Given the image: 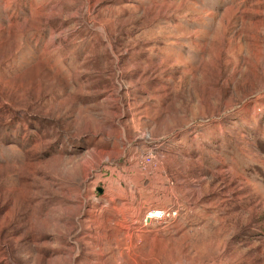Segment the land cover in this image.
<instances>
[{"label":"rangeland","instance_id":"374dc122","mask_svg":"<svg viewBox=\"0 0 264 264\" xmlns=\"http://www.w3.org/2000/svg\"><path fill=\"white\" fill-rule=\"evenodd\" d=\"M0 264H264V0H0Z\"/></svg>","mask_w":264,"mask_h":264},{"label":"built area","instance_id":"2783aa9c","mask_svg":"<svg viewBox=\"0 0 264 264\" xmlns=\"http://www.w3.org/2000/svg\"><path fill=\"white\" fill-rule=\"evenodd\" d=\"M161 210H163V209H161ZM161 210H153V209H151L150 210V215H149V217L150 218H162V217H165L167 214L164 212V211H161Z\"/></svg>","mask_w":264,"mask_h":264},{"label":"bare ground","instance_id":"6f19581e","mask_svg":"<svg viewBox=\"0 0 264 264\" xmlns=\"http://www.w3.org/2000/svg\"><path fill=\"white\" fill-rule=\"evenodd\" d=\"M154 210H157V209H154ZM161 210V209H160Z\"/></svg>","mask_w":264,"mask_h":264}]
</instances>
